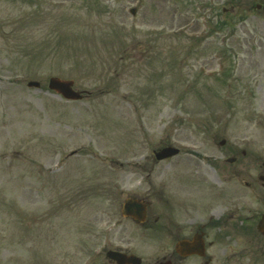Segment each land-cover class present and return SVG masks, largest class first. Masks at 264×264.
Instances as JSON below:
<instances>
[{
	"label": "rangeland",
	"instance_id": "1",
	"mask_svg": "<svg viewBox=\"0 0 264 264\" xmlns=\"http://www.w3.org/2000/svg\"><path fill=\"white\" fill-rule=\"evenodd\" d=\"M256 3L220 15L224 0H0V264H111L110 249L148 264L174 251L120 207L142 196L151 147L179 144L181 158L217 134L264 153ZM51 76L82 99L49 90ZM243 246L227 247L229 264H262ZM208 252L224 264L221 246Z\"/></svg>",
	"mask_w": 264,
	"mask_h": 264
},
{
	"label": "flooded vegetation",
	"instance_id": "2",
	"mask_svg": "<svg viewBox=\"0 0 264 264\" xmlns=\"http://www.w3.org/2000/svg\"><path fill=\"white\" fill-rule=\"evenodd\" d=\"M229 3L242 6L253 0ZM260 89L258 84L256 90ZM261 96L264 103V91ZM243 138L221 144L223 138L217 140L215 134L214 148L185 152L181 158L178 144L173 167L170 159L155 156L165 144L144 157L142 196L135 192L133 197L145 203L141 225L151 237L179 242V254L169 253L168 264H215L208 251L216 246L222 247L224 264H229L227 247L238 242L244 245L246 261L252 259L248 252H254L263 264L264 233L258 228L264 214L263 146Z\"/></svg>",
	"mask_w": 264,
	"mask_h": 264
},
{
	"label": "water",
	"instance_id": "3",
	"mask_svg": "<svg viewBox=\"0 0 264 264\" xmlns=\"http://www.w3.org/2000/svg\"><path fill=\"white\" fill-rule=\"evenodd\" d=\"M29 85L39 86L38 82H30ZM50 88L57 90L58 92L62 93L66 98H80L79 93L72 90V81H64L57 78H51L49 82ZM176 153V149L168 147L163 149L161 157L170 156ZM130 199H127L124 207H123V214H128V208L130 206ZM141 207L138 206V211H140ZM264 221V220H263ZM108 255L118 261V264H139L140 259L133 256V255H126L119 252H108Z\"/></svg>",
	"mask_w": 264,
	"mask_h": 264
}]
</instances>
